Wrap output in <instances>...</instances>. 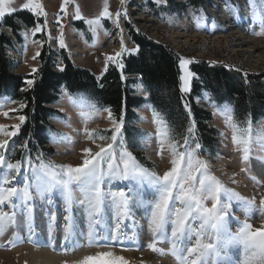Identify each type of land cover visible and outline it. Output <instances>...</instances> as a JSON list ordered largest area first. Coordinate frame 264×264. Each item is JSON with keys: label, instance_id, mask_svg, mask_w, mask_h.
<instances>
[{"label": "snow or ice", "instance_id": "6c2138e0", "mask_svg": "<svg viewBox=\"0 0 264 264\" xmlns=\"http://www.w3.org/2000/svg\"><path fill=\"white\" fill-rule=\"evenodd\" d=\"M124 2L125 0H121L122 5ZM151 2L158 7L167 6V0ZM64 3L67 4L68 0H64ZM246 3L251 9L253 25L258 24L260 29L253 34L264 36V0H259V6L256 0H246ZM12 4L13 0H0V18L17 11ZM225 7L232 18H240V6L234 4L233 0H225ZM20 10L31 11L37 18L47 17L41 0H27ZM99 15L112 18L107 0H104L103 11ZM75 16L82 18L78 7ZM121 16L128 18L126 8L123 12L115 13L117 28H120ZM192 16L197 30H202L201 23L207 19L203 9H193ZM167 22L173 23V18L169 17ZM87 23L95 31V28L99 27V17L89 19ZM212 23L215 24L214 19ZM46 27L45 19L43 25L35 23L31 29L23 32V35L27 39L29 34L35 36ZM120 31L121 51L116 52L114 56L109 55L107 59L123 69L124 64L117 58L125 51L138 53L140 49L139 46L126 49L123 29ZM49 36L51 37L50 33ZM58 42L60 48L67 47L62 24ZM32 43L42 42L33 40ZM39 56L40 52L37 51L32 60ZM190 63L192 61L188 59L180 60V66L185 73L180 76L183 82L181 90L185 93L189 92V80L194 75L187 71L186 66ZM63 70L61 67L60 71ZM32 72L36 73L37 69L33 68ZM26 84L27 88L21 91L32 88L35 80L28 79ZM61 94L82 109L80 114L85 125L83 132L86 138L95 144L97 150L82 149V163L75 167L70 164L58 165L46 159L42 152L37 153L34 159L29 155L26 159L13 162L6 156L9 140L19 133L20 126L25 123L27 117L19 115L17 119L20 123L13 125L12 131H7L6 125H0V134L7 137L0 139V206L10 205L13 209L11 213L0 211V237L5 235L10 226L17 224L15 209L19 208L20 225L27 229L28 239L32 242L33 237L37 235L34 207L37 202L53 204L54 196L58 194L66 213L63 216L65 223L60 237L63 241L62 250L72 252L84 247L108 249L85 255L74 264H129L125 257L117 255L112 249L127 241L139 246V242L145 238L148 239L147 249L160 256L171 255L176 264H264V195L259 196L257 203L256 196L246 197L212 174L210 162L200 154L203 146L195 134V120L190 121L184 133H178L156 109H152L153 122L156 124L155 139L159 146L156 154L163 158L167 152L170 164L168 170L161 175L154 168L146 167L129 151L123 136V115L116 118L110 107H98L80 94H77V100L63 87ZM7 100V97L0 99V107H4ZM11 103L15 104L16 101L11 100ZM26 107V102H20L18 109L13 108L10 111H22ZM184 107L191 117L190 105L185 102ZM220 111L231 130L232 144L242 154L241 162L250 163L254 142L264 151V123L254 130L251 113L245 121H237L232 115L230 105L225 104ZM102 112L107 113L111 124L110 137L104 134L108 130L98 132L87 127L90 120ZM3 115L8 117L9 112L5 111ZM48 134L52 143L71 139L64 134L52 133L51 130H48ZM220 135L223 136L224 133ZM152 139V134H147L144 143H150ZM22 147L26 148L27 143ZM241 171L247 169L242 168ZM21 175L22 187L11 186L12 181ZM252 179L256 181V177ZM235 182L233 179L232 183ZM234 209L243 213L244 220L241 221L234 215ZM138 212L142 213L143 224L135 219ZM254 212H258L261 217L259 227L249 222ZM128 220L133 224L131 236L125 233ZM232 221L237 222L236 232L231 231ZM56 225L57 216L49 214L47 244L44 246H55ZM15 239L14 236L8 244L15 246ZM161 245H167V248ZM3 246L0 244V247ZM236 248L241 250V258L233 260L231 250Z\"/></svg>", "mask_w": 264, "mask_h": 264}, {"label": "rangeland", "instance_id": "374dc122", "mask_svg": "<svg viewBox=\"0 0 264 264\" xmlns=\"http://www.w3.org/2000/svg\"><path fill=\"white\" fill-rule=\"evenodd\" d=\"M213 1L218 2L219 0H211V3H213ZM244 1L246 2V0ZM244 1L233 0V3L239 4L240 9L242 10L244 6L243 4H245ZM26 2L27 0H13L12 7L16 8L17 11H26L30 13L34 17L32 25H27L21 20H16V28L13 31L11 28L3 26L2 24L4 18L10 14H6L3 18H0V29L11 40V46H9L6 50L9 58L11 59V70L20 75L34 74L32 72L33 68L38 70L42 61L39 57H37L36 60H32V56L35 55L37 51H39L40 54L44 52L45 58H52L54 60L53 67L59 69L63 64L59 54L63 51L75 65L90 70V72H92L93 75L99 79L104 72L106 65L109 63L118 67L116 63L109 61L107 57L109 55L114 56L116 52L121 51V28L123 29L122 35L126 49L135 48V45L133 46L134 43L129 36V30H132L140 34L145 33V36L148 39H153L156 42L167 44L172 47L174 51L177 50V53L180 54H177V70L180 88L183 83L180 80V76L185 74L184 69L180 66L181 58L188 59L190 61H206L214 64H223L229 69L244 74L264 73L263 59L250 55L245 51L238 50L236 47L232 46V42L235 40L237 33L229 28V23L226 24L225 22H221V28L217 31L218 27H216V30L212 31L209 25L210 20H213L214 18L210 19L211 16H208L203 5L194 6L190 11L187 10L186 12H188V14H186L184 13L185 8L181 11L176 9L178 7L176 6L177 3L183 2V0H174L175 5L172 0H167L166 7H158L156 4L152 3L151 0H125L123 5L121 4V0H107L109 12L112 13V18H107L100 17L99 15L103 11L104 0H68L67 4L64 3V0H41L45 7L47 17L37 18L31 11L20 10L22 5ZM256 2L257 6H259V0H256ZM77 7L79 8L82 18H76L75 16ZM215 7L222 19L226 18L231 21L229 12L225 7V2H223V5L218 4V6ZM125 8L127 9L128 18L126 19L121 16L119 21L120 28H117L115 13L123 12ZM200 8L203 9L207 19L201 23L202 30H197L196 23L193 20L192 11L193 9L198 10ZM149 13L154 15L152 17L156 16V20L153 18L148 20L147 14ZM199 14V11H197V15ZM98 17L99 27L95 28V31H93L87 21L89 19H97ZM169 17L173 18V23L171 24L167 22ZM45 19L47 20V27L43 28L41 32L36 33L35 36L29 34L28 38L25 39L23 32L31 29L35 23L43 25ZM190 20L196 26L194 30L190 28ZM214 20L217 24L215 26H218L217 20ZM61 24L63 25L64 40L67 45L66 48L59 47L58 37L60 34ZM137 29L139 31H137ZM259 30V25L252 26L251 34H248V36L252 37L253 35L254 38L258 39L264 38V36L253 34ZM172 31L173 33H171ZM49 33L51 34V37L49 36ZM178 33L186 35L188 43L177 42L176 36ZM33 40L41 41L42 43L34 44L32 43ZM128 53V51H125L122 56L117 59L121 62L122 57ZM190 65L191 63L186 66L187 71L189 72H191ZM194 79L195 75H193V77L189 80V92L192 89ZM131 89L138 96H142L146 99L143 88L140 85H132ZM201 92L202 95L200 98H196L195 101H200V106L205 109L208 108V110L211 111L213 119L212 124L219 130L218 139L213 145V150L206 151L202 149L200 153L202 158L210 162V170L213 175L218 177L228 187L234 188L246 197L251 198L256 196L258 203L259 196L264 195V151H261L254 142L250 163H242V154L237 150L236 146L232 144L231 130L226 125L225 117L220 111V109H222L227 102L223 101L224 99H220L215 102L213 101L211 94L206 91L204 92L203 90ZM77 94H80V96H83L90 102H94L83 93L73 94L77 100H79V96H77ZM2 98L5 97H0V99ZM148 105V103H144L140 108L135 109V117L131 120V122L136 128L131 129L132 138L130 139V142L127 140V137H125L126 135L124 133V129L123 136L125 143L128 145L129 151L134 154L136 153L137 159L142 161V164L144 163V165H148L149 168H154L162 175L163 172L168 170L170 167V164L168 163L169 157L167 152L164 153L163 158L156 154V152L159 151V146L155 139L156 124L153 122L152 108L148 107ZM18 106L19 102L13 104L9 98V100L5 101L4 107H0V125H6L7 131H12V126L20 123L17 119L19 111H10V109L13 108L18 109ZM55 107L58 109L59 113L54 117H59V119H51V122L54 125V129L51 130V132L64 134L71 139L70 141L52 143L50 142L48 134V142L55 151L54 158L51 161L58 165L70 164L75 167L82 163L84 157L82 149L92 148L93 151H96L97 149L95 144L89 141L83 132L85 125L83 123V117L80 114L82 109L77 104L71 102L67 96L62 97V94L56 102ZM5 111L9 112L8 117L3 115V112ZM262 123H264V117L256 122H253L254 130L260 127ZM87 127L89 130L96 129L98 132L108 130L107 132H104V134L109 137L111 135V124L107 119L106 112H102L99 116L93 117L87 124ZM220 133H224V135L222 136ZM147 134H152L153 136L150 143H144V137ZM6 138L7 137L0 134V139ZM97 143H99V141H97ZM22 159L26 158L22 157ZM22 159L20 158V160ZM258 164L263 167L261 172H258V170L254 167V165L258 167ZM242 168H246L247 171L242 172ZM234 173L235 176H233ZM0 175H2V173H0ZM252 177H256V181H254ZM233 179L236 181L235 183H232ZM257 181L259 183H257ZM17 182L19 184V188L22 187V175L17 177ZM11 186H15L14 181H12ZM6 206L8 208L5 207V205L0 206V211L11 213L9 209L10 205ZM15 212L17 216V224L10 226L5 235L0 237V244L4 245L3 247H0V264H34L32 256L33 251L49 250L50 248L44 245H35L34 238L32 242L29 241V233L27 229L20 225V209H15ZM33 212L35 232L37 235H40L41 232H45L47 234L49 214H55L57 216L56 235L61 237L62 227L65 223L63 216L66 213L63 209L62 199L58 194L54 196V202L51 205L40 204L37 202V206L34 207ZM141 215L142 213L138 212L135 219H138L141 224H143L144 221L141 219ZM234 215L238 216L241 221L244 220L242 212L234 209ZM249 222L253 223L255 227L260 226L261 217L258 212H254V215ZM126 223L130 226L129 220L126 221ZM230 228L232 232H236L238 228L237 222L232 221ZM14 236L16 237L15 246H10L8 241L13 240ZM147 242L148 239L144 243ZM145 249H147L146 244L143 249L138 251L125 252L121 251V249L116 246L112 250L117 255L125 257L129 264H164L165 262L162 261L163 259L171 261L167 264L176 263L175 259L171 258L169 255L163 257L158 253H152L149 249V257H147V259H143L142 256L145 254ZM101 250L106 251L108 249L84 247L72 252H64L60 249L57 253L63 264H74L75 261L82 259L83 256ZM50 252L53 253L54 251L51 249ZM70 256L75 257L72 258Z\"/></svg>", "mask_w": 264, "mask_h": 264}, {"label": "trees", "instance_id": "16d2710c", "mask_svg": "<svg viewBox=\"0 0 264 264\" xmlns=\"http://www.w3.org/2000/svg\"><path fill=\"white\" fill-rule=\"evenodd\" d=\"M204 2L183 0L177 3L176 9L181 11L188 6L204 5ZM33 18L26 11H16L7 15L2 24L14 31L16 20L32 25ZM129 36L135 48L139 46L140 51L122 57L123 69L109 63L99 79L90 70L75 65L63 51L59 54L63 71H60L61 67H53L54 60L45 58L43 52L39 56L42 63L37 72L20 75L11 70V59L6 52L11 46V40L0 29V97H8L19 103L26 102L28 105L17 114L26 115L27 120L20 126L19 133L10 139L6 156L14 162L29 155L34 159L37 153L42 152L46 159L53 160L55 151L48 142V130L54 129L51 119L59 113L55 104L60 98L62 87L72 94H85L98 107H110L116 118L123 115L124 133L129 142L132 138L131 129L136 128L131 122L135 117V109L148 103L178 133H184L190 121L195 120V134L203 150L212 151L219 130L212 124L211 111L195 101L202 95V90L211 94L215 102L224 99L233 108L232 115L237 121H245L249 113L253 122L264 117L263 72L247 73L245 76L223 64L193 61L190 70L195 79L191 91L184 97L179 89L178 56L173 49L132 30H129ZM28 79H34L35 84L27 91H21L27 88ZM137 84L143 88L146 99L131 89L132 85ZM185 98L191 107V117L184 107ZM25 143L26 148L22 147Z\"/></svg>", "mask_w": 264, "mask_h": 264}, {"label": "bare ground", "instance_id": "6f19581e", "mask_svg": "<svg viewBox=\"0 0 264 264\" xmlns=\"http://www.w3.org/2000/svg\"><path fill=\"white\" fill-rule=\"evenodd\" d=\"M229 28L237 33L235 40L232 42V46L236 47L238 50L245 51L249 53L250 55L257 56L264 60V49H263L264 48V38L258 39V38H254L253 35L252 37L248 36L244 34V32L247 30L245 29L242 30L240 29L239 26L235 24L229 25ZM171 33H173V31ZM176 37H177L176 38L177 42L188 43L186 35L178 33ZM254 167L258 170V172H261V170H263V167L260 164H258V167H256V165H254ZM137 221L139 220L137 219ZM139 223L141 222L139 221ZM231 251H232L233 260H238L241 258V250L239 248H236ZM148 252H149L148 249H145L144 251L145 254L142 256L143 259L144 258L147 259V257H149ZM32 256H33L34 264H61L62 263L60 256L56 252L51 253L47 250H37V251H33ZM169 256L173 258L171 255ZM70 257L74 258L75 256H70ZM162 261L165 262L164 264L171 262L168 259H163Z\"/></svg>", "mask_w": 264, "mask_h": 264}, {"label": "built area", "instance_id": "2783aa9c", "mask_svg": "<svg viewBox=\"0 0 264 264\" xmlns=\"http://www.w3.org/2000/svg\"><path fill=\"white\" fill-rule=\"evenodd\" d=\"M243 1L244 0H242V2ZM215 2H217V1H213V3H211V0H205L204 5H205L206 9L208 10L210 16H212L213 18H215L217 20L218 25L220 26V28H221V22H225L226 24L229 23L228 26L231 25V23H232V24H235V25L239 26L240 29H242V30L243 29L247 30V31L244 32V34H246V35L251 34V27H252V23H251V11H250V7L248 6V4L245 1H244L245 4H243L244 5L243 6V9L242 10L240 9V14L244 17V19L239 24H237L236 23V20L234 18H232L231 16H229V17L231 18V21L233 20L232 22L229 21V19H226V18H223L222 19L221 15H219V12L217 11V8L215 6H218V4L219 5H223V2H225V0H219L217 3H215ZM191 9H192V6H189L187 9L184 10V13L188 14V12H186V11L187 10L190 11ZM149 16H151V17H149ZM152 16H154V15H151V13L147 14L148 20H151L152 18L154 20H156V16L155 17H152ZM190 22H191V27L190 28L194 30L195 25H194V23H192L191 20H190ZM218 29H217V31H218ZM141 34L142 35H145V33H141ZM165 45H167V44H165ZM174 53L176 55L177 54L180 55L179 53H177V50L174 51Z\"/></svg>", "mask_w": 264, "mask_h": 264}]
</instances>
